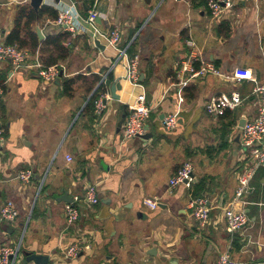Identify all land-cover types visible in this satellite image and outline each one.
<instances>
[{
    "label": "crops",
    "instance_id": "0c3cea01",
    "mask_svg": "<svg viewBox=\"0 0 264 264\" xmlns=\"http://www.w3.org/2000/svg\"><path fill=\"white\" fill-rule=\"evenodd\" d=\"M74 1L82 16L81 32L73 36L48 16L33 26L44 34L43 39L38 36L40 42L67 36L62 44L68 55L57 63V79L45 81L32 66L43 60L41 50L31 45L26 46L31 51L27 66L16 69L10 61H0V209L13 200L20 213L14 222L0 216V246H19L20 264L23 251L48 255L49 264H215L226 251L239 261L264 260V166L251 180L252 189L236 199L239 178L252 163L240 142L239 123L256 114L254 88L264 83V0H240L219 19L211 17L202 0ZM69 2L45 0L41 7L59 14L60 4ZM22 4L31 6L30 0H0V36L5 41ZM94 7L101 13L100 29L119 28L120 46L135 42L141 79L154 106L146 124L149 138L126 139L118 131L121 106L128 113L143 88L126 78L128 58L98 38L85 21ZM146 18L150 24L143 28ZM202 60L215 63L224 75L181 84L182 63L198 67ZM236 66L251 68L257 82L227 79ZM110 72V93L98 122L87 104L99 83L95 75ZM66 77H76L71 95L64 93ZM119 79L122 89L116 100L110 88ZM234 90L243 103L212 120L206 103ZM170 113L178 115L179 123L169 131L164 117ZM190 158L196 160L195 183L204 179L211 199L206 227L194 215L192 190L169 185ZM27 166L35 169L30 182L17 177ZM91 184L100 196L94 205L83 199ZM65 192L79 197L75 203L81 217L72 224L65 214L67 202L59 198ZM146 198L156 199L158 206H149ZM231 206L244 210L248 219L232 233L225 217ZM80 241L89 242L90 248L78 258H67V247Z\"/></svg>",
    "mask_w": 264,
    "mask_h": 264
},
{
    "label": "built area",
    "instance_id": "2783aa9c",
    "mask_svg": "<svg viewBox=\"0 0 264 264\" xmlns=\"http://www.w3.org/2000/svg\"><path fill=\"white\" fill-rule=\"evenodd\" d=\"M240 0H206L207 7L210 11L211 17L219 19L225 12L234 8L235 4ZM58 17L55 23L65 29L74 36L82 31L81 26V13L77 6L76 1L70 0L69 3H61ZM101 13L97 7L89 10V14L84 17L85 21L94 27V33L98 38L104 39L107 45L115 48L120 56L127 57L128 61L126 66V78L133 86L143 88V93L137 95L136 101L129 104L127 117L122 125V133L124 138H134L146 133V124L151 116L154 106L148 101L147 92L143 85L140 72L139 54L130 56L128 53L129 42L126 46H120L122 40V32L119 28H112L102 30L98 27L97 18ZM69 46L70 42H65ZM31 55V51L26 47H21L17 43H7L2 36H0V61H10L17 69L27 66V61ZM196 60H199L196 57ZM32 66L38 68L40 76L45 81H53L58 78L60 74V67L58 64L45 66L42 62L37 61ZM180 72L184 74V79L181 84L186 85L194 78L204 77L208 74L224 75L217 65L211 61H200V65L196 67L189 62H183ZM230 81H241L243 79L254 80L257 82L251 68L236 66L230 73L226 75ZM100 87L98 98L95 100V118L99 122L101 120L106 104L104 99L109 97V85L107 83V74L102 75L96 89ZM95 89V90H96ZM94 90V91H95ZM0 92H2L0 88ZM254 92L257 95V112L252 117L247 119L245 125L242 127L240 135V142L245 151H248L252 163L246 168L239 178V186L236 191V199L240 200L241 197L252 189L251 180L256 174L259 167L264 166V83H256ZM184 100V96L180 97ZM243 103V98L239 91L234 90L231 93H220L210 98L206 103L207 112L216 119L221 118L227 109H235ZM179 118L176 113H170L164 117V124L167 130H174L177 128ZM4 133L0 128V152L2 150ZM69 160L72 159L68 157ZM195 165L191 159L183 162V164L176 170L170 177L169 185L171 189L176 188L178 185H184L191 188L195 183ZM17 177L24 182H30L35 177V169L32 166H27L18 171ZM79 197L76 196L73 202H67L65 206V214L69 224L75 223L81 217L80 207L75 203ZM83 199L89 205L99 203L100 196L95 184H91L85 190ZM145 203L149 206L156 208L158 202L156 199L146 198ZM191 207L195 217L197 218L201 227H206L211 220V199L207 195H200L194 197L191 201ZM19 209L13 200L6 201L0 209V216L3 220L14 222L19 217ZM225 217L227 220V230L234 232L239 230L247 223V214L244 210H237L234 207H228L225 210ZM90 248V243L80 241L70 244L66 249L67 258H78L81 252ZM19 246L14 247L9 244L0 246V264H20L19 259ZM49 264V263H48ZM215 264H264V260L252 261H239L232 257L229 251L223 252L219 255Z\"/></svg>",
    "mask_w": 264,
    "mask_h": 264
},
{
    "label": "trees",
    "instance_id": "16d2710c",
    "mask_svg": "<svg viewBox=\"0 0 264 264\" xmlns=\"http://www.w3.org/2000/svg\"><path fill=\"white\" fill-rule=\"evenodd\" d=\"M202 1H206V0H202ZM45 16L55 19L58 17V10L47 5H43L38 11L28 4L18 5L15 26L6 37V42L17 43L21 47H26L27 45H31L33 49H40L42 52L43 64L45 66H50L57 64L60 59H64L67 57L68 49L64 47L62 44L63 40L66 39L67 36L65 34L53 35V36H49L43 42H40L37 32L33 26L36 22H39ZM128 43L126 42L124 45L126 46ZM54 49L57 51L58 54H55L53 52ZM127 50L131 57L134 56L137 53L135 51V42L130 43ZM43 52L44 53L49 52V53L44 56ZM94 78H95V82H99L102 77L99 75H95ZM111 80H112V76L110 72L107 75V83H109V81L111 82ZM75 82H76V77H66L63 79V88L65 94L67 95L72 94L73 85L75 84ZM185 90L188 92L189 88H186ZM100 91L101 88L98 87L92 93L87 104L88 109L92 110L93 113L95 110V100L98 98ZM229 112H230L229 109H227L222 117L223 118L226 117L229 114ZM205 186L206 185L204 179H201L198 183H194L190 188L192 190L193 196L197 197L200 195H206L205 193L207 191H205L206 190Z\"/></svg>",
    "mask_w": 264,
    "mask_h": 264
},
{
    "label": "water",
    "instance_id": "95a60500",
    "mask_svg": "<svg viewBox=\"0 0 264 264\" xmlns=\"http://www.w3.org/2000/svg\"><path fill=\"white\" fill-rule=\"evenodd\" d=\"M45 2V0H30V4L31 6L35 9V10H39L41 5ZM37 34L39 36L40 39H43L44 37V34L41 30V28H37ZM61 75H62V72H61ZM111 96L113 99H116V100H120V95L117 93V90H120L122 89V82L121 80H117L115 82L112 83L111 85ZM151 96L150 94L148 93V99L150 100ZM104 102L107 103V99H104ZM122 109H124V113L122 114L119 122H118V131L121 130L122 128V125L126 119V116H127V110H126V106L123 104L121 106ZM247 121V118H242L240 123H239V126L242 128L245 123ZM148 128V127H146ZM140 137L142 138H149L151 137L150 133H145L143 135H141ZM59 198L63 199L64 201L66 202H73V197L70 196L67 192H65L63 195H61ZM24 255H25V259L23 260V264H28L29 262H33L34 264H48L49 261H50V257L48 255H45V254H39V253H36V252H31V251H23ZM204 264V263H203Z\"/></svg>",
    "mask_w": 264,
    "mask_h": 264
},
{
    "label": "rangeland",
    "instance_id": "374dc122",
    "mask_svg": "<svg viewBox=\"0 0 264 264\" xmlns=\"http://www.w3.org/2000/svg\"><path fill=\"white\" fill-rule=\"evenodd\" d=\"M149 24H150V22H149V20H147V18H146L145 21L143 22V26H142V27H143V28L148 27ZM211 119L214 120V121H216L214 117H211ZM190 159H191V158H190ZM191 160L193 161V163H194V165H195V164H196V160H194V159H191Z\"/></svg>",
    "mask_w": 264,
    "mask_h": 264
}]
</instances>
